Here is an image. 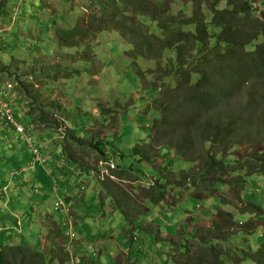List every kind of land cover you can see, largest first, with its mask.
I'll use <instances>...</instances> for the list:
<instances>
[{
	"label": "rangeland",
	"instance_id": "rangeland-1",
	"mask_svg": "<svg viewBox=\"0 0 264 264\" xmlns=\"http://www.w3.org/2000/svg\"><path fill=\"white\" fill-rule=\"evenodd\" d=\"M182 1L184 0H174L175 13L181 12ZM3 2L4 0H0V7H3ZM1 9L0 90L7 88L6 99L14 108L16 120H22L25 124L26 114L35 116L34 124L26 126L32 135L30 140L18 135L13 126L5 122L7 127L14 131V136L0 122L1 179L8 177L7 179L12 181L9 172L32 164L35 156L34 153V156L32 155L33 148L42 156L47 148L43 145L44 141L52 140L57 144V154L50 162L55 170L59 158H62L63 162L71 167L72 178L78 172L88 173L89 170L100 174V165L103 169L101 176L103 174L113 177L115 185L108 182L105 187L108 193L114 195L121 210L128 206V210L123 212L132 216V225L133 219L141 214V210L144 215L156 210V206L148 201L146 203L149 198L146 194H153L150 185L156 182V170L161 171L160 177L169 178V181L173 182L167 186L166 203L161 204L168 209L175 206V210L164 212L162 216L159 214L157 218L161 222L158 226L161 229L155 233V239L160 232L172 230L177 234L180 230L181 233L177 240L173 241L175 244L170 243L172 240L168 241L164 247L169 254L166 255L165 252H158L151 241L148 243L147 233L142 232L141 239L145 241L142 242L144 253L138 257L140 260L145 258V264H197L190 258L191 254L196 253L193 248V242L196 240L205 247L217 244L219 250L223 249L229 254L232 249L251 248L255 251L260 247L264 234V173L249 174L248 169L242 170L236 166L240 172L228 176V172H218L214 168L206 177V182L198 184L197 188L192 184L188 188L182 187L178 182L179 178L174 175L180 174V178L188 175L192 178L207 161L203 150L199 156L200 151L179 147L178 144L184 140V135L194 143L199 142L198 136L203 137V133L199 132L203 122L199 120L195 131L186 128L177 130L180 128L175 124L171 128L174 131L165 135L170 126L166 123L161 126V111L154 107L158 98V86L153 85L154 76L159 69L157 62L149 58L135 60L128 54L131 49L128 39L121 36L97 0H5ZM184 10L187 14L191 13L188 7ZM253 11L264 12L262 0H254ZM261 20L264 21L262 16ZM92 23H95V27L90 28ZM77 27L90 28L89 36L84 37L82 33H78L77 38L67 39V44L74 46L64 47L58 38L60 31ZM138 68L154 69L155 73L148 72L143 77ZM9 83L13 84L10 90L5 86ZM60 100L61 104L66 103L65 109L59 106ZM237 101L234 103L237 104ZM225 104L226 102H221L220 107ZM175 108L169 117L173 123L175 120L172 115H177V107ZM224 108L232 107L228 105ZM235 124L236 134L226 137L216 147L212 146L211 142L208 143L205 151L227 149V154L234 158L235 163L237 159L246 158L248 153L264 147V143L254 147L248 143L232 147V143L240 137L239 132L250 128L258 129L256 124L248 122ZM41 132L44 133L42 138L38 136ZM157 136L162 137L158 139ZM204 138L208 136L205 135ZM6 140L12 147H6ZM38 140H41L40 143ZM99 141L105 144H101V148L107 152L105 155L87 147L88 144ZM170 141L174 143L171 146ZM41 146L43 149L38 148ZM167 153L171 154L170 158ZM192 160H195V163L191 162ZM98 161H101V164ZM163 165L166 169H162ZM37 167L41 166L37 165L34 170ZM124 167L127 169L125 173L121 172ZM105 170L107 173H104ZM66 172V176H69L70 172ZM245 174L249 175L246 178L247 186L243 191V198L262 207L261 221L256 219L257 215L240 213L239 208L243 203L238 201L236 196L238 181L242 178L238 177ZM225 176L231 180V184L220 185L225 188L217 192L216 196L207 194L215 189L214 180H222ZM26 190L30 196V188ZM153 195L157 196L155 190ZM222 196L228 201L223 200ZM175 215L180 222L178 226ZM194 217H197V221L194 224L195 229L191 230L190 219ZM229 220L235 222L225 226ZM249 220H253L258 227L247 236L244 228L245 222ZM239 229L242 233H237L236 230ZM223 230L237 234L232 238L227 237ZM212 236L223 240L217 242L212 240ZM155 254L158 256H153ZM197 254L199 252L195 256ZM163 256L166 262L161 259ZM99 257L96 254L91 259H97L98 262ZM116 260L124 264V259L116 257ZM125 264H130V261ZM225 264L230 262L227 260ZM245 264L255 263L247 261Z\"/></svg>",
	"mask_w": 264,
	"mask_h": 264
},
{
	"label": "trees",
	"instance_id": "trees-1",
	"mask_svg": "<svg viewBox=\"0 0 264 264\" xmlns=\"http://www.w3.org/2000/svg\"><path fill=\"white\" fill-rule=\"evenodd\" d=\"M97 1L121 36L128 39L131 48L128 54L135 60L149 58L157 62L159 69L153 85L158 86V98L154 107L161 111V126L165 123L170 126L165 135L174 131L171 128L175 124L180 128L177 130L186 128L195 131L199 120L203 122L199 128L203 137L198 136L199 142L194 143L184 135V140L178 144L179 147L200 151L199 156L203 150L207 161L192 178L184 175L181 179L180 174L174 175L179 178L182 187L188 188L192 184L197 188L198 184L206 182V177L214 168L218 172H228V176L240 172L236 166L242 170L248 169L249 174L264 173V147L248 153L246 158L237 159L235 163L234 158L227 154V149L205 151L208 143L216 147L226 137L236 134L235 122L256 124L258 129L239 132L240 137L232 143V147L243 143L254 147L264 143V21L261 20V12L253 11L254 0H184L180 13L174 12V0ZM262 2L264 4V0ZM4 4L5 0L1 5L4 7ZM3 7H0V14L3 13ZM185 7L191 9L190 14L185 13ZM95 23L90 28L95 27ZM90 28L77 27L60 31L58 38L64 47H72L74 45L67 44V39L77 38L78 33L87 37ZM138 69L143 77L148 72L155 73L154 69ZM221 102L226 104L220 107ZM227 104L232 108H224ZM175 107L177 115H172L175 120L173 123L169 117ZM205 135L208 138H204ZM157 137L159 139L162 136ZM101 144L100 141L92 142L91 147L105 155L106 151L101 148ZM173 144L169 142L170 146ZM170 155L167 153L169 158ZM191 162L195 163V160ZM162 169H166V166L163 165ZM126 171V168L121 169L123 173ZM160 172L158 170L156 182L150 185L152 193L155 190L157 196L146 194L149 197L145 199L146 203L148 201L153 206L166 203L167 186L173 184L169 178L160 177ZM249 174L238 177L242 178L238 181L236 196L243 203L239 208L240 213L257 215L256 219L261 221L262 207L243 198ZM224 183L230 185L231 180L227 176L222 180H214L215 189L207 194L216 196L217 192L224 190L225 187L220 186ZM233 221L229 220L225 226L232 225ZM236 222L239 223L238 220ZM257 227L258 224L253 220L246 221L244 232L247 236L251 235ZM236 231L242 233L241 229ZM222 232L231 238L237 234L228 230L227 233L225 230ZM262 238L257 250L237 248L232 249L230 254L223 249L219 250L217 244L205 247L196 240L193 248L199 254H191L190 258L197 264H225L227 260L230 264H245L247 261L264 264V234ZM213 239L217 242L223 240L218 236H213ZM45 256L26 245L7 247L0 250V264H51Z\"/></svg>",
	"mask_w": 264,
	"mask_h": 264
},
{
	"label": "crops",
	"instance_id": "crops-1",
	"mask_svg": "<svg viewBox=\"0 0 264 264\" xmlns=\"http://www.w3.org/2000/svg\"><path fill=\"white\" fill-rule=\"evenodd\" d=\"M62 104L60 100L59 106L67 107L66 103ZM25 118V124L19 120L25 127L34 124L35 116L26 114ZM0 122L15 136L11 127H7L3 120ZM43 134L41 132L38 136L42 138ZM51 142L44 141L43 145L47 148L41 156V163L37 161L35 165L30 163L9 172L12 181L8 177L0 178V250L26 245L46 255L51 264H120L116 257L124 259V264L129 261L130 264H145V258L140 260L138 257L144 253L142 242L145 241L141 239V233L144 232L148 235V243L151 241L158 252L169 255L164 247L169 240L175 244L173 241L177 240L181 231L177 234L172 230L160 232L156 239L155 233L161 229L158 226L161 222L157 218L159 214L162 216L164 212L170 213L175 210V206L168 209L160 204L156 206L155 212L151 213V210L146 215L141 210L132 225V222L126 220L131 221L132 216L123 212L128 210V206L121 210L114 195L108 193L105 187L114 179L108 176L99 179V182L90 170L88 173L78 172L72 178L71 167L62 158H59L55 170L50 162L57 154V144ZM5 145L7 148L12 147L7 140ZM87 147L92 149L91 144ZM37 165L41 167L34 170ZM66 170L70 172L69 176H66ZM156 172L158 175V170ZM28 187L30 196L26 190ZM59 199L65 200L69 213L55 211V203ZM175 219L178 226V217ZM196 221L197 217L190 219L191 230L195 229ZM73 232L76 236L70 239ZM96 254L100 256L98 262L97 259H91ZM161 259L166 262L164 256Z\"/></svg>",
	"mask_w": 264,
	"mask_h": 264
},
{
	"label": "built area",
	"instance_id": "built-area-1",
	"mask_svg": "<svg viewBox=\"0 0 264 264\" xmlns=\"http://www.w3.org/2000/svg\"><path fill=\"white\" fill-rule=\"evenodd\" d=\"M5 86L8 87V90L13 88L12 83H9L8 85H5ZM7 95H8V92H7L6 87L0 90V118L4 122H6L7 124L13 126V129L15 130V132L18 135L23 136L25 138V140L26 139L30 140L32 138V135L29 133V131L27 130V128L25 126H23L19 121L16 120V117L14 114V108L11 106L10 101L6 99ZM27 143L29 145H33L30 141H28ZM33 153L35 155V159L33 161V164H35L37 161L41 163L42 162L41 161V155L37 151V149L33 148ZM101 172H103V169ZM101 172L98 176L100 179H104V178L108 177V176H104L103 174L101 176ZM104 173H107V170H105ZM55 210L69 213V209L65 206V202L62 199H59L58 202H56ZM70 238H74L73 233L70 235Z\"/></svg>",
	"mask_w": 264,
	"mask_h": 264
},
{
	"label": "clouds",
	"instance_id": "clouds-1",
	"mask_svg": "<svg viewBox=\"0 0 264 264\" xmlns=\"http://www.w3.org/2000/svg\"><path fill=\"white\" fill-rule=\"evenodd\" d=\"M0 119H1V118H0ZM1 120H2V119H1ZM17 121H18V120H17ZM19 122H20V121H19ZM20 123H21V122H20ZM59 124H60V123H59ZM22 125H23V124H22ZM23 126H24V125H23ZM26 128H27V127H26ZM34 157H35V156H34ZM34 159H35V158H34ZM34 159L32 160V165H35V164H36V163L33 164ZM110 169H111V168H110ZM100 170L102 171V168H100ZM101 171H100V172H101ZM93 173H94V172H93ZM94 175H95V176H99V174H95V173H94ZM112 178H113V177H112ZM98 180H99V178H98ZM114 181H115V180H114ZM62 200L65 202L64 199H62ZM57 202H58V201H57ZM55 204H56V203H55ZM65 206H66V204H65ZM66 207H67V206H66ZM67 208H68V207H67ZM54 209H55V207H54ZM68 209H69V208H68ZM55 211H57V210H55ZM69 211H70V209H69ZM62 212H63V211H62ZM73 234H74V233H73ZM75 236H76V235L74 234V238H75ZM74 238H70V239H74Z\"/></svg>",
	"mask_w": 264,
	"mask_h": 264
},
{
	"label": "water",
	"instance_id": "water-1",
	"mask_svg": "<svg viewBox=\"0 0 264 264\" xmlns=\"http://www.w3.org/2000/svg\"><path fill=\"white\" fill-rule=\"evenodd\" d=\"M261 16H262V18H264V12H261Z\"/></svg>",
	"mask_w": 264,
	"mask_h": 264
},
{
	"label": "bare ground",
	"instance_id": "bare-ground-1",
	"mask_svg": "<svg viewBox=\"0 0 264 264\" xmlns=\"http://www.w3.org/2000/svg\"><path fill=\"white\" fill-rule=\"evenodd\" d=\"M100 179V178H99ZM202 201V200H201ZM225 216V215H224ZM217 220V219H216ZM201 222V221H200ZM216 224V223H215ZM218 225V224H217ZM201 226V225H200ZM221 228H222V226H221ZM221 228H220V230H221ZM213 237V236H212Z\"/></svg>",
	"mask_w": 264,
	"mask_h": 264
}]
</instances>
